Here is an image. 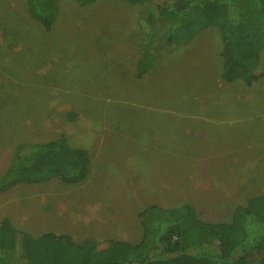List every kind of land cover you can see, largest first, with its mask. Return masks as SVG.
Returning a JSON list of instances; mask_svg holds the SVG:
<instances>
[{
    "label": "rangeland",
    "instance_id": "rangeland-1",
    "mask_svg": "<svg viewBox=\"0 0 264 264\" xmlns=\"http://www.w3.org/2000/svg\"><path fill=\"white\" fill-rule=\"evenodd\" d=\"M57 6L46 31L25 0H0V174L18 145L58 136L87 151L89 174L77 185L15 184L0 193V219L34 236L136 243L147 205L189 203L199 218L227 222L264 191V75L253 87L224 81L217 29L151 40L143 68L149 35L137 4ZM259 63L264 72V48Z\"/></svg>",
    "mask_w": 264,
    "mask_h": 264
},
{
    "label": "trees",
    "instance_id": "trees-1",
    "mask_svg": "<svg viewBox=\"0 0 264 264\" xmlns=\"http://www.w3.org/2000/svg\"><path fill=\"white\" fill-rule=\"evenodd\" d=\"M94 1L75 0L79 6ZM123 1L140 7L136 23L149 35L140 67H146L144 54L151 40L160 46L178 38L187 41L200 28L214 27L221 39L220 77L226 82L240 80L247 87L263 78L259 54L264 48V0ZM57 3L25 0L26 12L49 31L58 15ZM157 19L165 21L164 30L155 29ZM66 116L77 118L73 112ZM89 167L87 151L70 146L64 136L23 143L0 174V193L18 183L45 179L77 185L87 178ZM137 217L141 238L136 243L116 238L76 241L52 231L34 236L0 219V264H264V191L235 206L227 222L203 220L189 203L150 204Z\"/></svg>",
    "mask_w": 264,
    "mask_h": 264
}]
</instances>
